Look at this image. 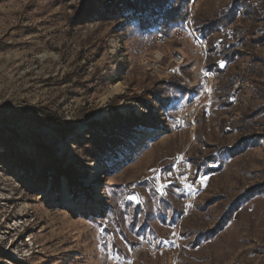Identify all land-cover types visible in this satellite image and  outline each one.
<instances>
[{"label":"rangeland","instance_id":"374dc122","mask_svg":"<svg viewBox=\"0 0 264 264\" xmlns=\"http://www.w3.org/2000/svg\"><path fill=\"white\" fill-rule=\"evenodd\" d=\"M107 261L264 264V0H0V264Z\"/></svg>","mask_w":264,"mask_h":264},{"label":"built area","instance_id":"2783aa9c","mask_svg":"<svg viewBox=\"0 0 264 264\" xmlns=\"http://www.w3.org/2000/svg\"><path fill=\"white\" fill-rule=\"evenodd\" d=\"M170 37L176 41H182L185 37V31L181 28H174L171 31ZM166 41H167V37L164 36L163 34L157 33L155 35V42L157 43V45L162 46L166 43ZM198 41H200L199 38ZM193 54L198 55L199 52L193 51ZM162 56L163 55L160 52H156L153 58L149 61L150 67L153 69H157L159 67V62L161 61ZM169 58L170 61L174 63L177 67L180 66L184 61L183 56L177 52L171 53ZM193 69H195V66H193ZM196 76L201 81H206V79H209L208 73L204 70L199 71ZM183 168H184V162L180 160L176 161V163L174 164V172L182 171ZM155 181L157 183H161L160 173H157V176L155 177ZM106 264H113V263L107 261Z\"/></svg>","mask_w":264,"mask_h":264},{"label":"bare ground","instance_id":"6f19581e","mask_svg":"<svg viewBox=\"0 0 264 264\" xmlns=\"http://www.w3.org/2000/svg\"><path fill=\"white\" fill-rule=\"evenodd\" d=\"M130 111H137V113H140V107L136 104H132V105H125L119 108V113L121 115H125L128 116ZM100 168L101 166L98 165L97 169H95L94 173L91 175V183L97 181L100 177H101V173H100Z\"/></svg>","mask_w":264,"mask_h":264},{"label":"snow or ice","instance_id":"6c2138e0","mask_svg":"<svg viewBox=\"0 0 264 264\" xmlns=\"http://www.w3.org/2000/svg\"><path fill=\"white\" fill-rule=\"evenodd\" d=\"M220 66H221V67L224 66L223 62H221V65H220ZM181 159H183V158H181ZM163 187H164V185L161 184V185H160L161 190L163 189ZM161 194L163 195V191H161ZM130 199H136V198H135V197H130Z\"/></svg>","mask_w":264,"mask_h":264},{"label":"trees","instance_id":"16d2710c","mask_svg":"<svg viewBox=\"0 0 264 264\" xmlns=\"http://www.w3.org/2000/svg\"><path fill=\"white\" fill-rule=\"evenodd\" d=\"M129 119H130V118H129ZM127 122L129 123V120H125V121H124V123H127Z\"/></svg>","mask_w":264,"mask_h":264}]
</instances>
